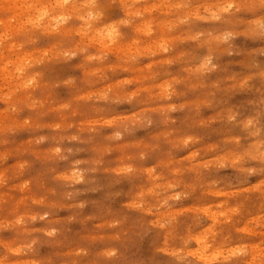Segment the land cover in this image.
<instances>
[{
  "label": "rangeland",
  "instance_id": "obj_1",
  "mask_svg": "<svg viewBox=\"0 0 264 264\" xmlns=\"http://www.w3.org/2000/svg\"><path fill=\"white\" fill-rule=\"evenodd\" d=\"M218 2L192 0L189 8L204 14ZM181 3L117 0L106 4L104 17L89 28L78 17L95 9L82 0L64 9L48 0H0V176L7 180L0 186V227L26 221L0 237L11 242L57 227L62 241L42 243L37 254L18 264H69L80 246L98 250L118 235L105 225L120 204L159 191L160 197H145L156 203L167 184H177L175 191L188 196L161 209L176 217L168 232L159 233L161 264H179L173 252L193 264H264V170L258 161L238 159L264 152V134L245 139L226 120L230 113L249 119L264 108V89L249 80L254 76L249 65L264 42L239 37L233 43L240 55H221L224 46L190 39L197 32L215 35L219 22L179 24L188 11L177 7ZM45 12L41 28H33L31 22ZM64 15L72 19L57 28L50 17ZM124 19L128 25L120 24ZM109 25L120 35L109 36ZM68 51L77 56L65 60ZM210 52L219 57L214 62L220 70L201 77L195 69ZM104 93L109 101L95 99ZM167 93H172L168 99ZM129 96H135L132 106L112 103ZM171 107L176 111H168ZM145 118L152 119L151 126L121 141L108 139L121 123L141 125ZM41 136L46 139L37 144ZM57 148L67 159H60ZM76 161L82 169L96 167L95 182L75 185L81 195L66 199L64 192L74 190L69 185ZM221 161L235 166L217 169ZM124 167L137 174L118 175ZM243 168L256 172L248 176ZM94 187L99 190L91 191ZM109 205L111 213L105 211ZM44 212L46 220H29ZM187 238L191 243L185 247ZM240 246L247 249L242 261L226 259Z\"/></svg>",
  "mask_w": 264,
  "mask_h": 264
},
{
  "label": "clouds",
  "instance_id": "obj_2",
  "mask_svg": "<svg viewBox=\"0 0 264 264\" xmlns=\"http://www.w3.org/2000/svg\"><path fill=\"white\" fill-rule=\"evenodd\" d=\"M49 6L55 8L59 7L64 9L65 5H73L75 0H48ZM84 5L90 6L93 10H89L86 15L79 16L78 19L83 21L89 28L92 23L100 21L104 15V6L106 4L115 5L117 0H82ZM192 0H182L181 4H178V8L188 9L187 13L178 20L179 24L189 25L193 21H205V22H219V27L216 34L212 32H197L192 35L190 39L194 41H201L202 38L207 42H210L212 46L219 48L224 46L221 55L233 57L240 55V49L234 45V41L239 37H244L252 43L264 42V0H219V2L212 7H205L203 9L204 14H199L198 11H192L189 5ZM69 11V9H65ZM47 13H42L32 21L33 28H41V21ZM140 15L139 12L136 13ZM55 19L57 28L60 25L66 24L72 16L64 15L61 17H50ZM122 25H128L129 20L124 19L120 21ZM110 31L108 35L111 37L119 36L117 26L109 25ZM55 30V29H54ZM81 52L85 49H80ZM161 51L168 52L167 47H162ZM65 60H71L77 56L76 51H68L63 54ZM101 56H88L89 60H100ZM260 58H264V48L258 49L257 56L253 59L249 65L253 71L254 76L249 77V80L255 78L256 83L264 89V61ZM214 53L203 56L195 72L201 77H207L212 73L220 70V64L214 62L218 60ZM39 63V62H37ZM29 85L33 84V81L28 82ZM245 87L248 86V81H245ZM172 93H167L165 98H170ZM96 100L109 101L110 97L108 93H104L95 97ZM135 96H129L126 100H114L112 103L120 105L127 103L129 106L133 105ZM16 109H13L15 111ZM170 112H175L176 108L171 107L168 109ZM226 120L229 124L237 127L240 135L245 139L249 136H261L264 134V108L253 115L249 119H239L235 113L227 115ZM153 123L151 118H145V121L141 125H129L128 123H121V125L114 130L108 137L111 141H121L125 135L132 134L138 128H147ZM45 137L41 136L35 142L37 144L43 143ZM72 140L78 139L77 137H71ZM191 142V138L182 141V147H188ZM234 143L239 144L240 140L237 139ZM69 153L72 149L68 150ZM57 155H60L61 149L55 150ZM144 154L141 153L139 159L143 160ZM60 159H67V157L60 155ZM243 161L245 159L258 161L264 170V152L259 156L247 155L238 158ZM81 161H76L73 166V171L70 177V187L79 184H89L95 182L96 167L81 168ZM235 166L226 162H219L217 169H227ZM207 167V165H205ZM242 172L247 173L248 176L254 175L256 168H243ZM123 174L127 178H132L137 174V169L134 167H124L119 170L118 175ZM7 183L6 178L0 176V186ZM179 186L177 184H167L163 187L162 191L164 195L158 199L156 203H149L145 197H160L159 191H150L148 193H142L139 198V202L136 203H122L115 215L112 216L111 221L105 225V227L113 232L118 233L110 243H107L97 249H89L86 245L80 246L73 253V258L69 261V264H161L163 257L159 254L157 241L159 239V233L168 232L169 228L174 225L176 220L175 216H166L161 212L162 208H171L174 204L179 203L188 196L187 192L175 191ZM98 188H91V191H98ZM172 190V191H169ZM81 193L78 190L66 191L64 196L66 199H72L79 196ZM119 193L116 197H119ZM116 197H113L115 199ZM79 208H84L83 202L77 205ZM105 211L112 212L111 206H107ZM49 213L44 212L40 216H31L29 220L35 222L37 220L44 221L48 218ZM26 221L23 219L15 220L11 225L5 224L0 227V232L12 228L22 226ZM199 223V220H197ZM61 231L57 227H49L42 230V236H36L32 238H20L19 236L11 241L5 242L0 237V264H18L19 261L30 258L38 253L39 246L42 243L46 244H59L61 243ZM191 243V238L183 240V244L186 247ZM203 246V241H197ZM147 245V248L145 247ZM173 257H176L179 264H193L192 260L186 255L171 253ZM193 255V254H189ZM247 255V249L243 246L237 247L231 251L227 258H238L240 261Z\"/></svg>",
  "mask_w": 264,
  "mask_h": 264
},
{
  "label": "bare ground",
  "instance_id": "obj_3",
  "mask_svg": "<svg viewBox=\"0 0 264 264\" xmlns=\"http://www.w3.org/2000/svg\"><path fill=\"white\" fill-rule=\"evenodd\" d=\"M146 29H147V28H146ZM149 30H151L150 27H149ZM106 34H107V33H106Z\"/></svg>",
  "mask_w": 264,
  "mask_h": 264
}]
</instances>
